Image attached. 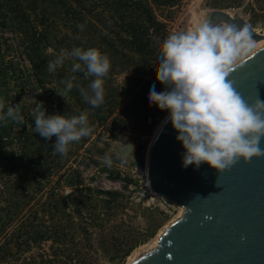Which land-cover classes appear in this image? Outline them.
<instances>
[{"label": "trees", "instance_id": "obj_1", "mask_svg": "<svg viewBox=\"0 0 264 264\" xmlns=\"http://www.w3.org/2000/svg\"><path fill=\"white\" fill-rule=\"evenodd\" d=\"M182 1L0 0V31H11L17 35L35 70L38 83L44 88H47L46 75H51L47 64L56 58L61 49L71 51L74 47L84 50L97 48L101 53L107 54L111 68L105 78V100L100 107L93 108L87 104L75 86L64 98L55 92L50 98L59 115L72 117L87 111L91 119L90 126L94 129L92 134L105 124L109 134L117 140L124 130L140 120L145 125V130L152 132L167 112L160 110L155 104H149L147 100L151 86L157 81L156 67L160 62L162 43L170 35L168 23L160 18L158 11L164 14V11L171 10ZM242 1L213 0L212 4L214 8L239 7ZM81 24L84 25L82 31L77 27ZM74 62L78 61L67 59L66 69L56 70L59 91L65 86L62 81L71 76L76 77L74 85L87 88L90 83L92 78L85 79L83 73L71 72ZM13 67L7 65L0 55V101L5 103V111L11 106L10 94L5 88L11 70L15 71ZM118 74H125L121 83L116 82ZM20 108L24 117L23 124L9 121L6 125H0V236L6 234L0 243V261H15L16 264L93 263L94 256L90 257L85 250L81 235H85L89 247L92 248L90 231L88 227L81 226V222L76 223L73 216L76 214L77 217L84 218L82 212L87 206L91 217L97 221V217L101 218V213L96 211L97 207L108 208L107 211L113 209L123 201L124 195L117 191L94 192L90 187L80 188L78 178L70 179L69 184L76 188L67 198L74 209L66 212L65 208L63 214L69 222L81 226V229L76 228L75 231L70 226L73 234L70 239L72 245L68 243L67 224L61 220L43 227L44 223L38 221V211L32 216L21 213L28 180L26 166L32 164L39 168L38 164L50 165L60 161L63 156L53 154L56 137L53 136L49 141L35 133L34 116L32 115L29 123L25 116V106L21 104ZM141 114L144 119L140 117ZM89 137L82 138L78 143L84 144ZM11 176L13 179H9ZM2 184H6L3 189ZM102 192L105 197L99 199ZM17 220L20 224L7 233L12 223ZM158 226L159 224L155 225L146 237L136 240L133 239L134 235L124 233V242L118 241L115 235L111 241L104 242V246H113L116 249L115 259L124 262L135 248L156 234ZM75 234H79V237H75ZM45 241L52 242L51 252L42 250L37 254L26 255L34 247L41 248Z\"/></svg>", "mask_w": 264, "mask_h": 264}, {"label": "clouds", "instance_id": "obj_2", "mask_svg": "<svg viewBox=\"0 0 264 264\" xmlns=\"http://www.w3.org/2000/svg\"><path fill=\"white\" fill-rule=\"evenodd\" d=\"M82 31L84 25H77ZM251 46L247 30L233 26H211L207 22L194 30L169 35L161 46L160 62L156 67V80L165 90L156 91L153 84L148 92L149 104L169 113L173 129L183 149V167L202 163L223 172L240 158L264 156L260 147L264 138V101L258 97L249 104L229 79L233 65L246 48ZM66 59L72 63L71 72L83 73L92 78L87 88L74 85L75 76L62 81L65 85L57 92L66 97L75 87L83 100L93 108L105 100L104 83L111 61L97 48L84 50L74 47L61 49L55 59L47 64L49 73L55 72ZM34 132L51 141L56 137L53 154L67 156L70 145L89 137L94 129L89 124L88 112L78 116L46 115L43 103L33 109ZM9 121L24 123L20 104L8 106L0 101V125ZM103 163L110 164L106 154Z\"/></svg>", "mask_w": 264, "mask_h": 264}, {"label": "rangeland", "instance_id": "obj_3", "mask_svg": "<svg viewBox=\"0 0 264 264\" xmlns=\"http://www.w3.org/2000/svg\"><path fill=\"white\" fill-rule=\"evenodd\" d=\"M212 3L213 0H183L171 10L164 11V14L161 11L158 13L161 19L167 21L170 35L194 30L202 24L205 12L214 9L230 10L232 13L238 11L257 32L264 35V0H243L239 7L221 6L214 8ZM218 26L228 25L222 23ZM250 40L251 46L246 48L241 56L254 48L256 40L254 38H250ZM0 55L7 65H13L15 68V71L14 69L11 70L5 88L10 94L11 106L21 102L26 108L25 116L29 123H31L33 109L38 102L43 103L47 110L46 115L59 114L50 98L54 92L56 94L59 91V83L55 76L56 71L51 73L50 77L46 75L45 85L47 88L40 86L35 70L24 53L17 35L11 31H0ZM67 64L66 59L59 68L65 70ZM124 78L125 74H118L116 82L121 83ZM155 87L158 92L165 90V86L158 81L155 82ZM52 91L53 93H51ZM167 114L168 112L165 113V116ZM140 117L144 119L143 114ZM164 117L160 119L152 132L145 130V125L141 123V120L137 121L129 129L124 130L117 140H114L109 134L107 125H101L97 132L92 134L84 144H71L69 156H63L60 161L50 165L38 164L39 168L32 164L26 166L28 180L21 204L24 205L21 213L32 216L35 211H38L40 217L38 221L44 223L43 227L61 220L62 223L67 224L69 245L71 244L70 239L73 238L70 226L74 231L76 228L81 229V226L88 227L92 236V248L89 247L85 235L81 234L82 243L86 247L85 250L90 257L94 256L93 263L89 262L88 264H127L131 258L139 257L154 241L159 232L181 210L178 204L168 198H157L155 203L151 200L148 194L151 189L148 184L146 164L137 159L143 153H147L152 136ZM88 119L89 124H91V119L89 117ZM116 142L122 145L132 143L134 147L126 157H122L118 152ZM106 154L111 159L110 164L103 163V157ZM77 178L80 180V188L90 187L94 192L117 191L124 195V199L108 211V208L97 207L96 211L101 213V218L97 217V221L91 217V212L86 206L82 212L84 218H79L76 214L73 216L76 223H82L81 226L69 222L63 211L65 208L66 212H72L74 209L67 195L76 188L69 184L70 179L76 180ZM9 179H13V177L11 176ZM5 186L6 184H2V189ZM104 192L99 196V199L105 197ZM19 224V220L14 221L7 233ZM157 224L159 226L156 234L135 248L124 262H118V259H115L116 249L113 246H104V242L109 241L115 235L118 237V241L124 242L122 240L124 233L134 235L133 239L135 240L146 237ZM4 235L6 236V234L0 236V243L4 240ZM75 237H79V234H75ZM51 243V241H45L41 248L34 247L26 255L37 254L42 250L51 252ZM0 264H16V262L0 261Z\"/></svg>", "mask_w": 264, "mask_h": 264}, {"label": "water", "instance_id": "obj_4", "mask_svg": "<svg viewBox=\"0 0 264 264\" xmlns=\"http://www.w3.org/2000/svg\"><path fill=\"white\" fill-rule=\"evenodd\" d=\"M211 26L225 23L261 39L255 28L230 10L206 12ZM229 79L251 104L264 101V44L234 65ZM178 133L167 120L150 150V189L183 208L168 224L158 243L129 264H264V156L240 158L217 172L207 163L183 167L184 149ZM126 157L134 147L115 143ZM260 147L264 149V138ZM147 153L139 157L146 162ZM67 192V191H66Z\"/></svg>", "mask_w": 264, "mask_h": 264}, {"label": "bare ground", "instance_id": "obj_5", "mask_svg": "<svg viewBox=\"0 0 264 264\" xmlns=\"http://www.w3.org/2000/svg\"><path fill=\"white\" fill-rule=\"evenodd\" d=\"M205 17H206V19H207L206 12H205V14H204L202 24L206 22ZM255 40H256V39H255ZM263 44H264V37L261 38V39H257V40L254 42V48H253L252 50L246 52V53H245L243 56H241L239 59H241L242 57H244L245 55H247L248 53L252 52L254 49L260 47V46L263 45ZM239 59H238V60H239ZM168 116H169V113L164 117V119L162 120V122L160 123V125L157 127L155 133H154L153 136H152V140H151V142H150V144H149L148 151H147V156H146V162H145V164H146V168H147V175H148V163H149V156H150V150H151V147H152V145H153V143H154V141H155V138L157 137L158 133L160 132V130L162 129V127L164 126V124H165L166 121L168 120ZM155 194H156V193H155ZM157 195H158V194H157ZM180 207H181V206H180ZM182 213H183V208L181 207L180 213H179L178 215H176V217H175L173 220H175L176 218L180 217V216L182 215ZM173 220H171L170 222H172ZM170 222H168V224H169ZM168 224H167V225H166V226H165V227L159 232V234L157 235V237L154 238V241L151 242V244L146 248L145 251H147V250L153 248V247L158 243V241H159L161 235H162V234L164 233V231L166 230V227L168 226ZM137 258H138V257L131 258V260H130L127 264L131 263L132 261H134V260L137 259Z\"/></svg>", "mask_w": 264, "mask_h": 264}, {"label": "built area", "instance_id": "obj_6", "mask_svg": "<svg viewBox=\"0 0 264 264\" xmlns=\"http://www.w3.org/2000/svg\"><path fill=\"white\" fill-rule=\"evenodd\" d=\"M149 195H150V198H151V200L152 201H154V203L157 201V198L159 199V198H164V197H162L161 195H155L154 193H153V191H149V193H148Z\"/></svg>", "mask_w": 264, "mask_h": 264}]
</instances>
